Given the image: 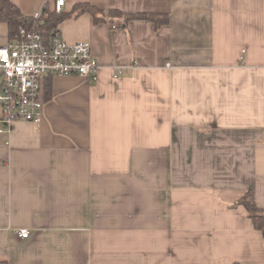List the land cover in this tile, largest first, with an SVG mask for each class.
<instances>
[{
  "label": "crops",
  "instance_id": "1",
  "mask_svg": "<svg viewBox=\"0 0 264 264\" xmlns=\"http://www.w3.org/2000/svg\"><path fill=\"white\" fill-rule=\"evenodd\" d=\"M56 1L12 0L25 16ZM80 4L168 23L83 13L59 25L101 69L46 77L42 121L3 125L0 264H264V237L231 208L250 194L264 210V0L62 11Z\"/></svg>",
  "mask_w": 264,
  "mask_h": 264
},
{
  "label": "built area",
  "instance_id": "2",
  "mask_svg": "<svg viewBox=\"0 0 264 264\" xmlns=\"http://www.w3.org/2000/svg\"><path fill=\"white\" fill-rule=\"evenodd\" d=\"M64 5L65 0H57L54 9L60 12ZM34 17L39 19L41 12ZM100 69L89 42L70 44L58 29L48 41L39 32L21 29L16 40L0 46V133L5 132L3 125L42 121L46 77L81 76L97 81ZM114 72L119 75L122 71ZM18 236L28 239L30 232L20 229Z\"/></svg>",
  "mask_w": 264,
  "mask_h": 264
},
{
  "label": "trees",
  "instance_id": "3",
  "mask_svg": "<svg viewBox=\"0 0 264 264\" xmlns=\"http://www.w3.org/2000/svg\"><path fill=\"white\" fill-rule=\"evenodd\" d=\"M83 13H90L94 17L96 23L106 22L108 20L114 21L119 17L123 18L125 23L131 20H148L155 23L157 27L168 23L167 16L129 15L123 14L119 11H110L106 14L90 4H80L76 6L73 13H66L64 11L57 12L49 5H46L41 12V17L35 19L34 15H23L12 0H0V17L9 27V37L11 41L16 40L19 37L21 29H25L29 32H39L48 41L52 37V31L57 29L61 23L73 16L76 17ZM46 92V97L50 98V85H47ZM250 198V194L246 195L232 205L231 208L243 206L248 212L254 228L264 237V210L259 208Z\"/></svg>",
  "mask_w": 264,
  "mask_h": 264
}]
</instances>
